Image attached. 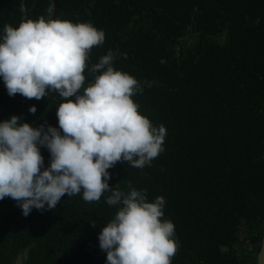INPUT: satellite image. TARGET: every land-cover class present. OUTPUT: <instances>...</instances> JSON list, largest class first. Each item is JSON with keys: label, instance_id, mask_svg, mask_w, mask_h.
I'll return each instance as SVG.
<instances>
[{"label": "trees", "instance_id": "16d2710c", "mask_svg": "<svg viewBox=\"0 0 264 264\" xmlns=\"http://www.w3.org/2000/svg\"><path fill=\"white\" fill-rule=\"evenodd\" d=\"M57 4L56 19L105 33L89 68L115 53L114 69L143 87L132 97L140 113L166 129L164 151L151 165L118 162L108 169L110 187L127 193L131 184L147 202L164 197L162 220L173 222L179 244L171 264H255L250 251H258L264 233V0ZM53 10L52 0H0V42L5 25L50 20ZM85 76L87 87L93 77L88 69ZM61 102L56 93L10 97L0 77V122L16 115L33 127L58 128ZM40 151L48 167L50 152ZM108 195L88 203L82 192L65 194L55 209L33 208L27 217L13 199L0 200V264H13L26 247L25 264H106L98 234L122 207L109 206Z\"/></svg>", "mask_w": 264, "mask_h": 264}, {"label": "clouds", "instance_id": "9594fccd", "mask_svg": "<svg viewBox=\"0 0 264 264\" xmlns=\"http://www.w3.org/2000/svg\"><path fill=\"white\" fill-rule=\"evenodd\" d=\"M20 11L26 17L23 4ZM2 41L0 77L8 95L40 100L56 93L62 102L58 128L33 127L16 115L0 122V200L13 199L27 217L33 208L55 209L65 194L82 192L92 203L108 192L106 203L122 207L98 234L106 264H171L179 244L173 222L162 220L164 197L147 202L146 192L131 184L125 193L108 183V169L118 162L150 166L164 151L166 129L140 113L132 97L143 87L114 69L115 53L110 50L89 68L91 50L105 41L103 30L41 16L5 25ZM86 69L93 79L84 87ZM41 146L50 152L48 167Z\"/></svg>", "mask_w": 264, "mask_h": 264}, {"label": "water", "instance_id": "95a60500", "mask_svg": "<svg viewBox=\"0 0 264 264\" xmlns=\"http://www.w3.org/2000/svg\"><path fill=\"white\" fill-rule=\"evenodd\" d=\"M53 2V14L50 18L51 19H56L58 12H59V6L57 4V0H52ZM222 250H224V247H221ZM29 250V247L24 248L23 250H21L19 252V254L15 257V259L13 260V264H25L26 263V259H27V252ZM255 264H264V233L262 235L260 244H259V248L257 251V254L255 256Z\"/></svg>", "mask_w": 264, "mask_h": 264}, {"label": "rangeland", "instance_id": "374dc122", "mask_svg": "<svg viewBox=\"0 0 264 264\" xmlns=\"http://www.w3.org/2000/svg\"><path fill=\"white\" fill-rule=\"evenodd\" d=\"M252 247H253L252 245H248V244H247V246H245L246 249H251ZM250 252H251V254H254V255L257 254L256 250H253V249Z\"/></svg>", "mask_w": 264, "mask_h": 264}]
</instances>
